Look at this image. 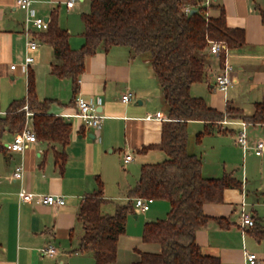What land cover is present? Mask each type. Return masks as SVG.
<instances>
[{"label": "crops", "instance_id": "1", "mask_svg": "<svg viewBox=\"0 0 264 264\" xmlns=\"http://www.w3.org/2000/svg\"><path fill=\"white\" fill-rule=\"evenodd\" d=\"M32 1L39 16L48 18L50 22L56 17L59 26L68 31L72 49L78 50L84 45V24L81 34L75 37L74 33L78 32L68 16L86 0H77L72 8L67 7L69 0ZM204 5L209 8L211 18H218L223 9L227 26L243 30L246 44L241 49L232 50L223 43L226 52L219 56L209 52L207 77L203 82L193 84L191 95L204 99L208 106L220 112H225L228 104L244 112L228 94L229 90L242 85L253 105L251 114H244L252 115L255 105L264 98V0H205ZM25 18L26 13L16 7L15 0H0V98L4 87L9 82L14 83L19 76L27 77L26 98L28 74L22 72L20 65L28 54L34 58L30 71L37 75L38 83L42 77L51 86V91L43 96L38 84V99L53 100L50 114L70 123L72 132L66 145H54L37 138V142L23 154L0 153V264H95L92 252L80 250L84 233L78 220L81 204L97 191L99 179L103 183L104 197L109 201L103 210L112 206L115 212L117 204L129 201L128 193L139 180L141 167L167 159L166 153L157 148L162 141L166 121L148 119L157 112L167 117L160 85L148 61L134 57L128 47L116 46L86 58L85 70L78 79V90L74 92L70 79L59 78L51 72L52 64L56 61L54 49L39 38L47 31L34 33L39 46L36 50L27 49ZM225 62L234 68L233 85L227 93L215 89L216 78ZM13 65H17L16 70L11 69ZM201 86L208 87L209 92H202ZM128 92H132L135 99L124 104L122 97ZM22 95L13 93L8 101L22 100L17 99ZM78 97L94 101L97 112L105 117L101 129H88L82 119L75 117ZM5 113L0 111V117ZM241 121L226 120L220 128L204 137L237 134ZM30 122L34 128L31 119ZM190 124L205 126L202 122H191L188 127ZM248 124V130H264L263 125ZM14 136L10 133L4 136V147ZM189 142L190 136L188 150ZM234 142L241 148L236 139ZM249 142L253 145V142ZM243 154L247 153L243 151ZM126 155L133 157L129 164L124 163ZM21 162L25 166L24 178L16 181L12 175ZM202 174L205 178L224 175L213 176L203 162ZM244 175L242 173L241 179L235 176L242 182V188L226 189L221 203L204 205L203 210L209 221L196 233V241L203 253L219 257L222 264H247L246 252L257 255L256 264H264V186L251 191L249 180L243 179ZM21 190L59 195L65 198L66 204L52 207L24 203L19 199ZM243 211L252 216L254 227L243 225ZM142 235L143 231L141 237L133 239L126 229L118 241L114 264H135L141 253L156 252L148 247L154 244L146 245L143 242ZM248 243L258 252L249 251ZM47 245L56 248L55 257L42 254L41 250Z\"/></svg>", "mask_w": 264, "mask_h": 264}, {"label": "trees", "instance_id": "2", "mask_svg": "<svg viewBox=\"0 0 264 264\" xmlns=\"http://www.w3.org/2000/svg\"><path fill=\"white\" fill-rule=\"evenodd\" d=\"M89 3V11L81 13L85 42L80 49L71 48L70 34L59 26L56 17L51 20L49 30L40 35V40L54 49L56 61L51 72L70 79L77 92L86 58L100 50L125 46L134 57L148 61L166 107L168 121L157 148L166 153L167 159L141 167L140 178L128 193L129 201L117 204L114 214L103 212L109 201L104 197L102 181L97 180V191L83 200L78 213L84 229L80 250L92 252L95 264H114L127 220L136 215L134 199L152 198L168 202L170 212L165 220L144 225L143 242L158 245L159 251L141 253L135 264H222L219 257L203 253L196 233L209 221L204 205L221 203L224 191L240 189L242 182L233 173L220 178L203 176L202 159L188 151V124L205 125L204 131L197 135L198 143L226 120L264 126V98L255 105L252 115H245L232 104L220 112L204 99L192 96L191 88L207 77L210 42L241 49L246 44L244 31L227 26L223 9L218 18L209 17L205 0H89ZM187 8L195 12L186 13ZM53 103L50 99H38L35 75L30 71L26 98L13 101L5 116L0 117V153L7 152L2 142L4 136L24 129L26 107L32 113L38 139L54 145L68 144L71 124L50 114Z\"/></svg>", "mask_w": 264, "mask_h": 264}, {"label": "rangeland", "instance_id": "3", "mask_svg": "<svg viewBox=\"0 0 264 264\" xmlns=\"http://www.w3.org/2000/svg\"><path fill=\"white\" fill-rule=\"evenodd\" d=\"M89 0H86L85 3L81 4V7L74 11L72 15L68 16L69 21L73 24V27L76 32L74 33L75 37H78L77 34H81L83 31V23L81 19V13L89 11ZM35 89L38 96V84L40 87V93L48 94L51 91V86L44 78H39V83L37 81V75ZM26 76H19L14 83L9 82L3 89V96L0 98V111H7L9 104L14 99H10L11 95H22L17 99H23L26 95ZM13 86V88H11ZM202 92H209L208 87L201 86ZM229 97L235 99L236 103L244 109L246 114H251L253 111L252 101L249 99V93L247 90L243 89L242 85L238 86L235 90H229ZM1 95V91H0ZM204 129L201 124H190L188 127V132L190 136L189 142V153L198 154L202 159L203 165L206 170H209L213 176H222L225 172L233 173L234 176L241 179L242 173H245L243 179L249 180V189L255 191L260 186H264V156L256 157L254 151L247 152L246 155L243 154L241 148H238L235 145L234 140L237 139V134L225 135V136H206L203 138L200 144H197V135L202 132ZM249 141L253 142L258 140H264V130L263 129H254L249 128ZM196 143V144H195ZM195 152V153H194ZM119 203V202H116ZM120 204V203H119ZM164 206L166 208H164ZM163 210H162V209ZM161 209V210H160ZM149 212L139 213L137 215H132L128 218V223L126 229H128L129 235L134 238L136 236L141 237L144 225L147 222H156L159 220H165L170 212V204L163 200L154 201L151 204ZM104 213L114 214V209L112 206H107L104 210ZM148 245V244H146ZM149 249L152 251H159L158 245H148ZM247 249L249 251L255 250L248 243Z\"/></svg>", "mask_w": 264, "mask_h": 264}, {"label": "built area", "instance_id": "4", "mask_svg": "<svg viewBox=\"0 0 264 264\" xmlns=\"http://www.w3.org/2000/svg\"><path fill=\"white\" fill-rule=\"evenodd\" d=\"M77 0H69L67 2V7H74ZM32 0H15V5L17 8L23 10L26 13L25 18V37H26V47L28 50H36L38 48V42L34 39V33L45 32L49 30L50 21L45 17L38 15L37 11L33 8ZM192 12L190 8L186 9V13ZM210 52L212 55L219 56L225 51L224 44L217 41H211L209 46ZM34 63V58L30 55H26L24 62L20 65V69L23 73L28 74L30 71V66ZM12 70L17 69V65L11 66ZM233 66L225 62L221 72L216 78L215 89L223 93H227L229 88L233 85L232 72ZM135 99V95L132 92H128L122 97V102L124 104H129ZM77 104V113L76 118L82 119L84 121L85 127L88 129H101L103 126V121L105 117L100 115L96 110V104L93 100H87L83 97H78L76 100ZM27 123L22 130V132L15 134L13 140L5 144V148L8 152L20 153L23 154L27 149H29L34 143L37 142L36 133L30 122L32 113L27 109ZM149 120L156 119L158 121H168V118L162 113L157 112L154 116H149ZM227 123V122H226ZM239 131L237 133V144L243 149L245 153L250 152L251 150L255 152L258 157L264 155V140H258L250 145L248 126L249 124L245 121L238 123ZM133 161L131 155H126L124 158V163L129 164ZM25 166L21 162L17 165L15 171L13 172L12 178L16 181H22L24 178ZM19 199L24 203H34L36 205L52 206V207H61L66 204L64 197L59 195H43V194H34L27 193L21 190L19 192ZM154 203L152 198H137L135 199V210L138 213H146L150 210L151 204ZM242 221L243 225L249 228L255 226L254 219L252 216L243 211L242 212ZM42 254L46 257L53 258L57 254V250L53 245H47L41 250ZM245 261L247 264H256L257 255L254 253L246 252Z\"/></svg>", "mask_w": 264, "mask_h": 264}, {"label": "water", "instance_id": "5", "mask_svg": "<svg viewBox=\"0 0 264 264\" xmlns=\"http://www.w3.org/2000/svg\"><path fill=\"white\" fill-rule=\"evenodd\" d=\"M194 12H195V10L192 11V13H194ZM47 20H48V18H47Z\"/></svg>", "mask_w": 264, "mask_h": 264}]
</instances>
